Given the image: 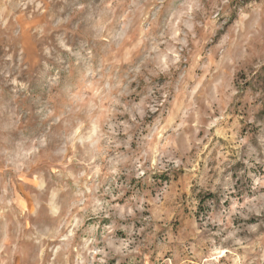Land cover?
Returning a JSON list of instances; mask_svg holds the SVG:
<instances>
[{"label": "rangeland", "instance_id": "1", "mask_svg": "<svg viewBox=\"0 0 264 264\" xmlns=\"http://www.w3.org/2000/svg\"><path fill=\"white\" fill-rule=\"evenodd\" d=\"M0 264H264V0H0Z\"/></svg>", "mask_w": 264, "mask_h": 264}]
</instances>
